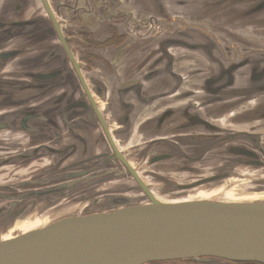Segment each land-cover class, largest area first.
Returning <instances> with one entry per match:
<instances>
[{
  "label": "flooded vegetation",
  "instance_id": "obj_1",
  "mask_svg": "<svg viewBox=\"0 0 264 264\" xmlns=\"http://www.w3.org/2000/svg\"><path fill=\"white\" fill-rule=\"evenodd\" d=\"M46 1L0 0V113L22 116L12 124L0 121V239L8 224L70 201L75 189L96 178L89 164L95 159L111 164L113 158L122 171L117 177L131 176L140 187L133 169L149 185L123 151L133 137L147 173L196 169L206 160L218 171L247 157L253 177H264V16L256 18L264 15V0H216L223 26L214 32L170 15L167 23H177H168L154 62H144L149 50L144 55L140 47L134 58L133 46L144 43L145 32L129 28L134 12L122 3L131 0ZM225 4L229 13L243 4L242 14L227 13ZM132 5L143 8L142 0ZM161 30L158 25L146 35ZM163 43L169 48H160ZM170 48L202 58L196 68L187 62L181 74ZM198 262L263 264L211 256L142 264Z\"/></svg>",
  "mask_w": 264,
  "mask_h": 264
},
{
  "label": "water",
  "instance_id": "obj_2",
  "mask_svg": "<svg viewBox=\"0 0 264 264\" xmlns=\"http://www.w3.org/2000/svg\"><path fill=\"white\" fill-rule=\"evenodd\" d=\"M131 171L145 201L115 195L110 207L66 213L10 234L0 239V264H142L209 256L264 264V196L164 200Z\"/></svg>",
  "mask_w": 264,
  "mask_h": 264
},
{
  "label": "rangeland",
  "instance_id": "obj_3",
  "mask_svg": "<svg viewBox=\"0 0 264 264\" xmlns=\"http://www.w3.org/2000/svg\"><path fill=\"white\" fill-rule=\"evenodd\" d=\"M157 2L160 4V11L156 6ZM132 3L133 0L129 2H123L122 8L125 10H133L134 12L131 16L132 18L130 20L128 19L129 28L137 25L142 27L143 30L140 31L141 33L145 32L144 43L142 44L139 43V41H136L135 46H133L135 49L134 58H137L139 54H142L141 49L144 50V55L146 54V50H149V58L144 56V62H147L148 59L150 62H154L153 49L157 45L158 40L167 36L168 28H172L169 25H176L177 22H168V25L166 19L170 18V15L172 16L173 14H178L180 15V18L177 17L179 20L182 19L189 25L192 24L198 27L201 26L203 29L206 28L205 30L207 32H214L215 29L223 26V24L219 22L216 13L218 7L216 0H202L199 3L189 0H142L143 8L139 7L137 10L135 9L134 5H132ZM229 6L230 5L225 4L224 9L226 10V8ZM235 6L237 8H234L233 12L229 13L227 10L226 12L231 15H233L235 12L242 14L244 5L239 4ZM135 11L138 13L137 16L135 15ZM151 16H158L159 18L161 17L160 20H163V22L159 24V21L152 20ZM256 16V18H261L264 15L256 14ZM137 18L143 20L140 21L141 25L136 22ZM87 20L88 19L85 18L84 23L93 26ZM226 21L228 20L226 19ZM158 25L160 30L163 27L161 32L157 36H153L152 34V36L147 37L146 31L149 29H154ZM249 31L250 30L245 31V36H248ZM190 32L191 31H189V33ZM227 36L229 37V35ZM152 38L156 39V41L150 42L148 45H146V41ZM160 48L167 49L169 46L167 43H163L160 44ZM170 50L176 60V62H174V69L181 74H184V71L186 73V71H188L189 68H192L194 64L196 68L197 63H194V61H198L199 58H202L198 53H192L186 48H170ZM154 51L156 50L154 49ZM190 61H192L193 64L187 69L185 65ZM4 75L5 74L0 73L1 78ZM191 80L192 85H195V83L198 82H196L195 75L191 76ZM246 106H249L248 102L241 104V107ZM18 113L19 110L15 113L6 115L0 113V121L6 120L8 121V124L15 123V120L19 122L22 116ZM122 148L147 180L149 186L153 189V192L161 199L184 200L193 197H211L221 200H248L253 198L255 195H257L258 198H262L264 196V189L262 186H260L261 182H258L264 181V177H253L252 174L255 171H252L249 158L247 157L238 158L237 161L228 163L224 168L223 165L222 169L218 171H213V166L210 164L211 162L209 163V161L206 160V164H199L196 169H188L186 166H180V168L176 169V172L171 174H168V171L162 170H159L160 173L149 171V174L144 170L145 155H143V158L139 156V152L142 148L141 145H137L136 137H133L129 143L122 145ZM89 164L94 168L96 178H91L88 181V185L83 186L86 187L85 189H83V187L75 189L71 194L75 192L77 193L78 191L79 193L73 196L70 201L65 199L64 202L60 203L62 205L58 209H52L47 215L38 216L39 218L36 217L35 219H30L29 221L24 220V222H21L23 220L20 219V221L14 224H8L3 231V233L5 232L6 234L5 236L16 234L24 229L26 230L31 227H35V225L38 226L39 223H45L50 219L58 217L60 214L64 215L66 213H82L93 210H101L104 209V207H110V203L112 202L110 198L115 195L125 196L132 202L146 200L143 191L140 189V187H138L136 181H134L131 176H127V178H120V176L117 177L122 173V171L121 167L113 160V158L111 160V164H107L103 157L100 159H95V161H91ZM191 164L192 162L190 165ZM219 167H221V165H215V168ZM259 177L260 179L257 180ZM32 207H34V204ZM60 211L61 213L58 214ZM30 212H33V210L30 209ZM38 213H42V211H38ZM21 223L23 225H21ZM197 264L205 263L198 262Z\"/></svg>",
  "mask_w": 264,
  "mask_h": 264
}]
</instances>
